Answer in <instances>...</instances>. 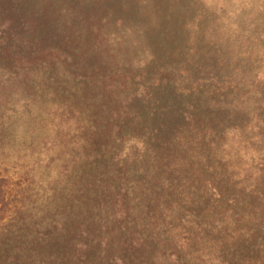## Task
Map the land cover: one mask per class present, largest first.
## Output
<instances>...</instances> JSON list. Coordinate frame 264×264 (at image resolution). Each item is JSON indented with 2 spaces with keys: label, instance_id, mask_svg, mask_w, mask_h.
Returning a JSON list of instances; mask_svg holds the SVG:
<instances>
[{
  "label": "trees",
  "instance_id": "16d2710c",
  "mask_svg": "<svg viewBox=\"0 0 264 264\" xmlns=\"http://www.w3.org/2000/svg\"><path fill=\"white\" fill-rule=\"evenodd\" d=\"M28 1L0 0V104L22 87L30 91L37 88L50 97L51 106L68 109L64 122L51 128L44 144V154L51 163L67 159L68 170L80 152L87 150L90 159L105 158L118 165L112 197L106 202L110 205L98 210L99 232L103 217L110 226L119 225L121 236L131 232L127 214H138L144 198L134 186L137 170L132 146L136 141L146 151L149 138L165 146L167 134L175 132L174 150L179 154L169 164L171 172L184 177V159L193 160L203 175L202 185L209 187L203 189L206 197L217 183L227 180L218 171L217 158L224 140L236 136V117L247 111L242 101L255 92L258 106L264 105V74L252 78L247 73L249 60L253 71L254 64L264 60V54L252 59L254 42L248 41L246 46V40L253 41L255 30L249 33L250 27L241 23L226 36L237 44L235 49L225 47L220 36L201 50L194 45L184 59L185 51L176 46L182 20L187 27L186 19L192 13L181 11L184 0H44L41 5ZM198 18L193 24L197 30L202 25V17ZM133 33L140 34L144 42L136 44ZM141 49L143 54L139 55ZM48 75L53 80L49 91ZM169 92L175 98L180 94L200 96L201 101L199 106H164ZM137 129L143 134L138 136ZM0 152V168L4 169L10 160L5 150ZM29 153L15 157L22 163L20 167L32 168L29 160L36 152ZM13 175L19 177L16 172ZM7 176L0 173V264H17L31 257L25 244L17 242L22 237L18 233L25 231L13 230L24 208L25 191L11 189L4 180ZM26 182L21 177L19 187ZM192 190L188 186L180 193L190 198ZM69 199L74 204L85 201L77 193L70 194ZM174 205L181 208L179 203ZM138 222L137 227L143 228ZM61 227L58 224L55 230L61 231ZM58 238H50L49 231L39 233L36 252L42 254L49 243L62 244L66 249V261L61 260L64 264H94L90 256L95 258L102 247L100 259L106 260L103 256L113 244L85 225L77 226L72 234L63 231ZM178 240L177 234L176 245ZM137 246L139 240L132 238L126 248L128 256L132 257ZM126 259L127 255L114 256L112 263L126 264Z\"/></svg>",
  "mask_w": 264,
  "mask_h": 264
},
{
  "label": "rangeland",
  "instance_id": "374dc122",
  "mask_svg": "<svg viewBox=\"0 0 264 264\" xmlns=\"http://www.w3.org/2000/svg\"><path fill=\"white\" fill-rule=\"evenodd\" d=\"M43 1L32 0L38 5ZM182 10H192L190 19H186L191 25L186 27L182 20L183 27L176 43L177 48L185 51V55L182 53L184 59L191 54L194 45L201 50L220 36L225 47L235 49L237 44L226 36L241 23L250 27L249 33L256 31L253 41L246 40V46L248 41L254 42L252 59L264 54V0H184ZM198 17H202V25L197 30L193 24ZM133 34L136 44L140 40L144 42L140 34ZM142 54L141 49L139 55ZM199 56L203 57L201 52ZM251 61L247 73L252 78L264 74V60L254 64V71ZM262 79L264 81L263 75ZM48 80L47 91L53 81L49 75ZM35 81L30 85L33 86ZM254 94L249 93L243 99L247 111L235 119L238 124L236 136L233 140H224L218 153V171L224 173L227 180L217 183L214 192L210 190L207 197L203 189L209 187L202 185L203 175L197 172L193 160L184 159V177L175 170L171 172L169 164L174 155L179 154L174 150L177 144L173 138L175 132L167 134L165 146L155 142V138H149L146 151L141 142H134L132 152L137 170L134 186L144 198L140 201L138 214H127L131 232L122 236L119 225L110 226L105 217L99 232L97 220L98 210L102 211L112 197V182H116L119 175L118 165L105 158L90 159L87 150L80 152L68 170L67 159L51 163L44 154V144L50 138L51 128L64 122L68 109L51 106L50 97L42 95L37 88L30 91L22 87L20 92L6 96L0 104V150L13 158H8L11 163L0 168V173L8 174L3 179L11 189L17 192L24 188V208L13 230L21 228L25 231L18 233L22 237L17 242L24 243L31 255L17 264H64L61 260H65L66 249L62 244L52 246L49 243L42 254L36 252L39 233L49 231L50 238H58L63 231L72 234L80 225L90 227L95 234L113 242L110 252L103 256L106 260L100 259L102 247L96 251L95 258L90 256L91 260L95 259L94 264H113L114 256L126 255V264H264V105L258 106ZM165 100L164 106H196L201 98L182 94L175 98L169 92ZM5 121L8 122L5 124ZM135 133L143 134L139 129ZM99 148L101 152L105 150L102 146ZM31 150L36 152L29 160L32 168L20 167L22 163L15 157L29 155ZM40 160L42 162H38ZM14 172L19 177L13 175ZM207 175L209 180L211 173ZM21 177L27 182L19 187ZM179 185L180 189H177ZM188 186L193 190L190 198L188 195L184 198L180 191ZM75 193L81 194L85 201L74 204L69 195ZM219 194L222 195L220 200ZM138 220L143 228L137 227ZM58 224L62 226L61 231L55 230ZM132 238L139 240V246L134 248L131 257L126 248Z\"/></svg>",
  "mask_w": 264,
  "mask_h": 264
}]
</instances>
